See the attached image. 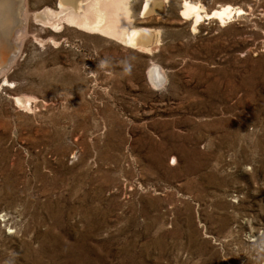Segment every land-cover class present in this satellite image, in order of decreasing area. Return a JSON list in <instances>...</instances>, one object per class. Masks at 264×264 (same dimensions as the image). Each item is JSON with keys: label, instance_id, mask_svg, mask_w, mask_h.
<instances>
[{"label": "rangeland", "instance_id": "rangeland-1", "mask_svg": "<svg viewBox=\"0 0 264 264\" xmlns=\"http://www.w3.org/2000/svg\"><path fill=\"white\" fill-rule=\"evenodd\" d=\"M144 1L125 7L151 35L133 47L24 0L0 76V264H264V0Z\"/></svg>", "mask_w": 264, "mask_h": 264}, {"label": "bare ground", "instance_id": "bare-ground-1", "mask_svg": "<svg viewBox=\"0 0 264 264\" xmlns=\"http://www.w3.org/2000/svg\"><path fill=\"white\" fill-rule=\"evenodd\" d=\"M156 1L145 0L141 13L146 14L154 9L157 10ZM15 3L16 0H0V34H2L3 27L11 21L10 11ZM127 3L128 0H58L57 8L59 9L58 14L64 16L66 23L77 29L87 32H104L126 45L144 47L148 43L147 41L150 40L151 35L144 28L131 29L128 25L129 19L125 8ZM227 11V9L222 8L214 10L206 16H216L220 21L224 19L223 16L226 17L230 13ZM180 14L182 16L189 15L194 21H197L200 17L195 10V6L187 1L183 2ZM40 15L42 14L36 15V17ZM20 31L16 35H19ZM148 75L154 84H158L162 80V76L154 66L149 69Z\"/></svg>", "mask_w": 264, "mask_h": 264}, {"label": "water", "instance_id": "water-1", "mask_svg": "<svg viewBox=\"0 0 264 264\" xmlns=\"http://www.w3.org/2000/svg\"><path fill=\"white\" fill-rule=\"evenodd\" d=\"M24 8V0H16L15 5L12 7L11 21L7 23L0 34V76L3 72L10 69L13 60L17 57L19 47L15 41L16 34L22 29L24 21L22 18V11ZM155 12H161L160 5ZM157 69V68H156ZM159 70V67H158ZM164 82L162 78L159 86Z\"/></svg>", "mask_w": 264, "mask_h": 264}]
</instances>
